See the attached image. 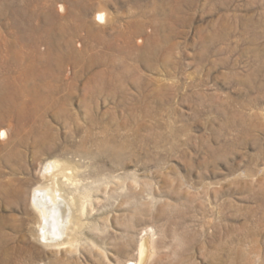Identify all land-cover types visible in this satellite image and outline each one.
Returning <instances> with one entry per match:
<instances>
[{"label": "rangeland", "instance_id": "374dc122", "mask_svg": "<svg viewBox=\"0 0 264 264\" xmlns=\"http://www.w3.org/2000/svg\"><path fill=\"white\" fill-rule=\"evenodd\" d=\"M0 86L29 104L0 122L6 264H264V0H0Z\"/></svg>", "mask_w": 264, "mask_h": 264}, {"label": "bare ground", "instance_id": "6f19581e", "mask_svg": "<svg viewBox=\"0 0 264 264\" xmlns=\"http://www.w3.org/2000/svg\"><path fill=\"white\" fill-rule=\"evenodd\" d=\"M107 17H108V15H107L105 7L100 6L99 10L97 11V13L95 15V19L97 21H100V22H106ZM108 19H109V17H108ZM50 86H52V85H50ZM7 87L10 88L9 85H7ZM1 88L3 89L4 87L2 86ZM8 88H5V89L8 90ZM52 102H53V100H52ZM28 107H29V104L24 99H22V97L19 98V96L11 94V90H8V92L6 94L0 95V122L8 121L9 126L11 127L10 124L12 122V119L15 117V115H17V117H18V123L17 124H19L18 130L21 131L20 130L21 127H22V130H23V128L25 129L24 126H26V123H28L26 120L27 118H26V113H25L26 111L25 110ZM34 113H36V112H34ZM26 129H28V128H26ZM26 129H25V132H26ZM22 135H24V134L22 133ZM0 137H2L3 139L8 138L9 137V129H1ZM37 137H38V135H37ZM22 138H20V139H22ZM22 143L23 142L21 140H19L18 138H17V140H14L13 144H10V141L7 142L6 140H4V141H2V143L0 145V154H2L1 152H3V153L5 152V154L7 155V156L5 155L6 157H9V156L11 157L15 151H19V146H21ZM10 145H12L11 146L12 148L9 147ZM16 153L17 152H15L14 154H16ZM48 165L49 166H47V170L45 172V177L47 178V180H50V182L48 185H46V186L44 185L45 189L42 188V186L36 187L35 192L33 194L32 202L40 214L39 224H38V226H36V229H35L36 230L35 238L41 239L42 241H45L46 244L51 245V244H53L54 241H56V239H59L60 237H62V235L65 233V231L67 229V226H68L67 224L75 223V221H74V215H73V212L71 209L72 204L68 203V201L65 200V198L63 197V195L59 191L58 180H57L56 174L54 172L56 165L59 166V164L57 162L56 164L51 163ZM65 172H66V170H65ZM71 174L70 173H69V175L65 174V176L67 178H70L72 176ZM145 249H146L145 244H142L140 253H144ZM9 259H10V254L8 251H4V253L0 252V264H6L9 261Z\"/></svg>", "mask_w": 264, "mask_h": 264}]
</instances>
